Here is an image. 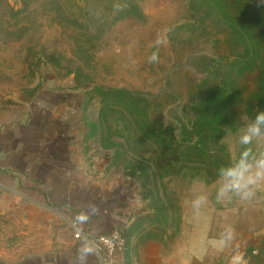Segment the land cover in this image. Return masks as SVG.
Segmentation results:
<instances>
[{"label": "rangeland", "instance_id": "374dc122", "mask_svg": "<svg viewBox=\"0 0 264 264\" xmlns=\"http://www.w3.org/2000/svg\"><path fill=\"white\" fill-rule=\"evenodd\" d=\"M190 1L0 0V113L25 114L36 98L39 105L51 102L57 118L71 113L65 137L73 164L132 184L141 208L134 226H146L149 239L173 242L183 218L185 229L204 228L211 216L238 210L257 240L243 258L264 264V186L251 201L215 199L217 165L234 163L246 147L264 151V142L238 143L264 110V69L235 76V97L214 122L205 153L185 147L183 139L175 151L166 150L145 136L152 131L167 142L177 123L194 133L197 106L244 52L225 19L197 1L192 9ZM239 3L264 7V0ZM114 90L130 98L105 99L102 93ZM200 181L208 202L196 218L187 201ZM49 237L33 232L15 210L0 213V264L31 261Z\"/></svg>", "mask_w": 264, "mask_h": 264}, {"label": "crops", "instance_id": "0c3cea01", "mask_svg": "<svg viewBox=\"0 0 264 264\" xmlns=\"http://www.w3.org/2000/svg\"><path fill=\"white\" fill-rule=\"evenodd\" d=\"M39 100L25 114L0 113V213L15 210L33 232L50 236L23 264H248L244 250L257 240L238 210L211 216L204 228L185 229L183 218L173 242L149 239L146 226H134L141 212L135 187L73 164L65 137L71 113L57 118L51 102ZM116 229L128 234L126 251L110 257L96 240Z\"/></svg>", "mask_w": 264, "mask_h": 264}, {"label": "trees", "instance_id": "16d2710c", "mask_svg": "<svg viewBox=\"0 0 264 264\" xmlns=\"http://www.w3.org/2000/svg\"><path fill=\"white\" fill-rule=\"evenodd\" d=\"M196 1L205 6L208 11L215 10V13L227 21L226 24L229 25L234 42H237L244 52H240L233 60L230 73L222 85H216L211 88L207 96H205L203 104L197 106L198 116H196L193 123L194 126L192 125L195 128L194 133H188L183 125L177 123V127L180 128H177L175 132L178 131L179 134L174 132L171 137L166 139L168 143L161 140L152 131H148L145 136L151 138L155 144L163 146L166 150H171L172 148L171 151H175L173 146L176 148L177 143H180V140L183 139L185 147H190L194 152L202 154L206 152V143L214 136V122L220 119V114L229 108L230 102L235 97V76H239L256 67L264 69V7L257 3L252 5L239 3V0H191L189 4L192 9L195 7ZM257 42L262 44V52L260 51V53L258 52V46H256ZM203 62L205 64V61ZM102 94L105 99L112 97L117 101L120 99L125 101V99L130 98V94L124 90H114L103 92ZM131 96L137 97L134 94ZM140 105L136 101L133 106L139 111ZM137 127L139 131L142 130L140 126ZM222 165L226 166V164ZM222 165H217V171Z\"/></svg>", "mask_w": 264, "mask_h": 264}, {"label": "clouds", "instance_id": "9594fccd", "mask_svg": "<svg viewBox=\"0 0 264 264\" xmlns=\"http://www.w3.org/2000/svg\"><path fill=\"white\" fill-rule=\"evenodd\" d=\"M156 58L155 55L152 57L153 60ZM254 141L264 142V110L256 112L254 120L238 137V143L241 145L249 146ZM218 177L215 190V199L218 202L233 198L242 201L253 200L257 195V190L264 186V151L256 154L251 147H246L237 161L229 166H222L218 170ZM207 202L208 195L204 183L196 182L191 199L187 201L194 217H200ZM226 231L230 237L231 229Z\"/></svg>", "mask_w": 264, "mask_h": 264}, {"label": "built area", "instance_id": "2783aa9c", "mask_svg": "<svg viewBox=\"0 0 264 264\" xmlns=\"http://www.w3.org/2000/svg\"><path fill=\"white\" fill-rule=\"evenodd\" d=\"M75 238L78 239L79 234H76ZM96 242L100 247L103 248L108 256L117 257L122 253L125 247V237L123 230L116 229L108 235L99 236Z\"/></svg>", "mask_w": 264, "mask_h": 264}]
</instances>
